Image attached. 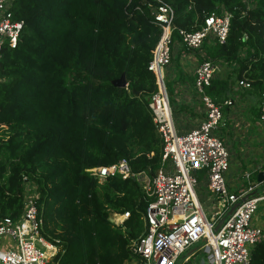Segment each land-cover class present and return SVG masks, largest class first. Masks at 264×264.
<instances>
[{
  "label": "trees",
  "instance_id": "1",
  "mask_svg": "<svg viewBox=\"0 0 264 264\" xmlns=\"http://www.w3.org/2000/svg\"><path fill=\"white\" fill-rule=\"evenodd\" d=\"M147 1L157 2H14L24 26L15 47L5 46L0 56V217L18 216L25 184L35 185L44 234L58 246L53 264H125L130 239L144 229L140 183L118 174L99 180L85 168L120 158L135 171L159 165L160 138L146 99L155 89L147 64L160 27ZM163 1L174 7L176 26L186 29L201 21L202 10L232 12L225 41L201 46L199 60L211 58L228 71L214 73L206 92L222 102L234 79L246 76L250 86L242 91L259 98L264 0H195L191 8L189 0ZM174 37L172 56L179 63L186 49ZM122 73L128 84L114 85ZM197 173L202 179L203 171ZM124 211L129 215L122 222L108 219ZM249 264H264V238Z\"/></svg>",
  "mask_w": 264,
  "mask_h": 264
},
{
  "label": "built area",
  "instance_id": "2",
  "mask_svg": "<svg viewBox=\"0 0 264 264\" xmlns=\"http://www.w3.org/2000/svg\"><path fill=\"white\" fill-rule=\"evenodd\" d=\"M156 1V4L147 1L152 21L160 27V33L147 64L154 74L155 89L147 96L146 107L160 138L159 165L152 172L149 166L135 171L126 158H120L109 164L86 167L85 171L99 180L114 174L131 177L142 187L147 201L142 212L144 229L130 239V264H185L191 258H194L191 264H249L253 246L264 238V227L255 220L264 202V187L257 190L258 181L253 172L258 169L243 172L247 183L239 190H231L227 183L230 154L218 128L222 109L233 104V99L217 102L206 92L216 62L204 58L194 64L193 84L203 104L204 117L187 130H179L174 121L165 83L174 33L187 50L199 49L205 40L222 43L229 32L232 12L202 10L201 21L194 28L186 29L176 26L175 10L170 3ZM14 2L0 0V56L5 46L15 47L24 26V20L14 15ZM194 5L195 0H189L188 7ZM236 85L247 88L250 80L242 76ZM259 120L264 121V90L260 93ZM199 170L203 171L206 190L213 197L215 209L210 217L196 194ZM128 215V211L110 214L116 224ZM222 216L224 219L215 230ZM198 241H201L199 245L184 254ZM57 250L56 243L44 234L36 187L26 183L21 213L16 217H0V264H53ZM200 250L204 254L196 261Z\"/></svg>",
  "mask_w": 264,
  "mask_h": 264
},
{
  "label": "crops",
  "instance_id": "3",
  "mask_svg": "<svg viewBox=\"0 0 264 264\" xmlns=\"http://www.w3.org/2000/svg\"><path fill=\"white\" fill-rule=\"evenodd\" d=\"M190 53H194L195 57L191 56V58H189ZM200 56H205V49L204 48L200 47L199 49H195V50H187L186 49L179 56V63L175 61L176 64H178V68H177V65L176 66L175 65L174 66L168 65L166 67L167 70L175 71L176 73L178 72V76L176 77V85H177V90H178L177 94L178 95L175 96L176 97L175 98V102H176L175 106L176 107H174L175 108L174 114H176L175 116L177 117V119L179 121V123L176 125H177L178 129L181 131L187 130L188 128L198 124V122L204 117L203 104L200 101V97L196 93L192 78L188 77L190 75L189 70L191 67L188 68L189 65H187L188 61H189L190 65H194L196 62L199 61ZM180 73L183 74L182 77H180ZM215 75H219V73H215ZM220 76H221V74H220ZM234 86H238V85H233L232 89L234 88ZM238 87H240V86H238ZM240 88L244 89V87H240ZM227 98H232L233 104L228 105V106L226 105L224 107L225 110H224V115L222 118L223 120L221 122L222 126H220L221 130H223V128H224V130L220 131V132L222 133L223 137L225 135H227V137H232L236 142L238 139H240V135L244 136L243 138H245V136L247 135L249 127L251 126L250 122H251L252 117H251V114H249L245 110V108L243 107L242 109H244V111L240 110L241 111L240 112L241 113L240 122H237V119L235 116V114L237 112H236V108H234L235 100L233 98V94H231ZM241 103H243V102H241ZM246 104L248 107L249 106L248 103H246ZM257 109H258V113H254V114H256L254 116V119L257 121H260L259 120L260 95H259V103H258ZM253 112H254V110H253ZM246 114L248 117L247 116L245 117ZM236 123L238 124L237 126H236ZM238 126L241 127L239 129V132H241V133L238 132ZM262 140H263V138H262ZM224 141H226V140L224 139ZM257 141L254 139L251 142H243V145L241 143H239L238 151L240 152L241 155L243 154V156H244L243 160H240V157L237 156V154H234V158H232V157L230 158L231 159L230 165L234 166L236 169H243L241 172L242 177H243V172L247 171V170L258 169L257 175H258L259 171L264 170V147H263V145L259 146L257 144ZM228 142H230L229 146H231L232 140H229ZM226 145H227V143H226ZM241 146H242V148H240ZM249 147H253L257 150V151H255V154L252 151H248L247 148H249ZM240 149H243L242 150L243 152H241ZM246 153H248V155H246ZM229 154H230V151H229ZM256 154H257V158H256ZM251 160H254V161H251ZM253 174H254V172H253ZM257 175H253V177H255V179L258 181L257 190H261L264 187V179L259 181L257 179ZM226 177H227L226 178L227 183H228L231 190H235V191L239 190L243 186H245V184H246V182L242 183L241 179L239 180V182H237V179H238L237 176H236V179L233 180L232 178H230L227 175V172H226ZM205 187H206V185H205ZM196 194H197V191H196ZM206 195H208L210 197L211 208L214 210L215 207H214V204L212 202L213 197L208 192V190H206ZM197 197H198V194H197ZM235 206H236V203L231 205L230 209L232 207H235ZM262 209H263L262 214L259 213V211H258V216L255 217V220L258 224H260L264 227V205L262 206ZM200 257H201V255H200Z\"/></svg>",
  "mask_w": 264,
  "mask_h": 264
},
{
  "label": "rangeland",
  "instance_id": "4",
  "mask_svg": "<svg viewBox=\"0 0 264 264\" xmlns=\"http://www.w3.org/2000/svg\"><path fill=\"white\" fill-rule=\"evenodd\" d=\"M179 43H180V41H179ZM181 44V43H180ZM191 56H193V57H195V54L194 53H190V56H189V58H191ZM175 59V58H174ZM173 59V56H172V58H171V62H170V64H169V66H176V65H178V64H176V62H175V60ZM194 64V63H193ZM190 65V64H189ZM224 65V64H223ZM223 65H221V64H219V63H216V70H215V73H217V72H222L223 73V75H226L227 73H228V71H227V68L225 67V66H223ZM165 83H166V87H167V90H168V92H169V100H170V104H171V106H172V109H173V117H174V121H175V123L176 124H178L179 123V121H178V119H177V117L175 116L176 114H174V111H175V108L174 107H176L175 106V104H176V102H175V96L176 95H178L177 94V92H178V90H177V85H176V77L178 76V72L176 73L175 71H170V70H167V68H166V70H165ZM232 75V77H234V75L233 74H231ZM238 79V78H237ZM237 79L235 78L234 79V81H233V84H234V82H235V84L234 85H236V81H237ZM233 87V86H232ZM197 93V95L199 96V93L198 92H196ZM246 92H244V91H242V89L240 88V87H238V86H234V88H233V90H232V93L231 94H233V98H234V100H235V105H234V108H236V114H235V116H236V119H237V122H240V117H241V111H244V109H242L243 107L245 108V110L249 113V114H251V126L249 127V130H248V132H247V135L245 136V138H243L244 136H242V135H240V139H238L236 142H235V140L232 138V137H227V135H225L224 137H223V135H222V133L220 132V131H223L224 130V128H223V130H221V127L220 126H222L221 125V123L219 124V128H218V132L222 135V137H223V139H225L226 141V143H227V148H228V150L230 151V158L232 157V158H234V154H237V156H239L240 157V160H243V158H244V156H243V154L241 155L240 154V152L238 151V149H239V143H241L242 145H243V142H251L252 140H258L257 141V144L259 145V146H262L263 145V147H264V121H257V120H255L254 119V116L256 115V114H254V112H253V108H256L257 109V107H258V103H259V98H257V97H254L253 95L250 97V95H248V94H245ZM245 94V95H244ZM239 101V102H238ZM241 102H243V103H241ZM248 103V107H247V104L246 103ZM223 110V115H224V110H225V108H223L222 109ZM241 110V111H240ZM247 116V114L245 115V117ZM248 117V116H247ZM223 118V117H222ZM223 120V119H222ZM243 120V119H242ZM222 122V121H221ZM238 124L236 123V126H237ZM241 127H239L238 126V132H239V129H240ZM239 133H241V132H239ZM233 135V134H232ZM262 138H263V140H262ZM229 140H232V144H231V146H229V144H230V142H228ZM261 140V141H260ZM225 143V144H226ZM246 145V144H245ZM240 148H242V146L240 147ZM248 149V151H252L254 154H255V151H257L255 148H253V147H249V148H247ZM243 149H240V151L241 152H243L242 151ZM251 152V153H252ZM246 155H248V153H246ZM253 156V155H252ZM256 158H257V154H256ZM229 161H231V159L229 160ZM251 161H254V160H251ZM240 163V162H239ZM242 170L243 169H236L234 166H232V165H230L229 166V169H228V171H227V175L230 177V178H232L233 180H235L236 179V176H237V182H239V180L241 179V181H242V183H247V180H246V178L243 176H241V172H242ZM197 175H198V178L200 179V174H198L197 173ZM227 178V177H226ZM198 179V184H197V186H196V191H197V194H198V198H199V200H200V202H201V204H202V207H203V209L205 210V212H206V214H207V216L208 217H210V214H211V212H212V208H211V203H210V197L208 196V195H206V187H205V184H204V181H203V175H202V179H200L199 180ZM264 205V203L262 202L261 204H260V206H259V213H261L262 214V211H263V209H262V206ZM113 215V214H112ZM257 216H258V212H257V214H256ZM112 217V216H111ZM201 243V241H198V242H196V243H194V244H192L191 246H190V248L184 253V254H186L189 250H191L192 248H194L195 246H197V245H199ZM200 254H204V252L202 251V250H200L197 254H196V261H198V256L200 255ZM194 261V258H191V260L188 262V263H185V264H191L192 262ZM125 264H130L129 263V260L128 261H126V263Z\"/></svg>",
  "mask_w": 264,
  "mask_h": 264
},
{
  "label": "water",
  "instance_id": "5",
  "mask_svg": "<svg viewBox=\"0 0 264 264\" xmlns=\"http://www.w3.org/2000/svg\"><path fill=\"white\" fill-rule=\"evenodd\" d=\"M112 83H113L114 85H117V86H125V85L127 84V80H126V78H125L124 73H122L121 76H120L119 78L114 79V80L112 81ZM136 93L138 94V91H136ZM257 179H258L259 181H261V180L264 179V170L258 172ZM233 208H234V207H232V208L229 210V212H231ZM108 219H109L110 221H112V217H111V216H109ZM223 219H224V216H222V217L219 219V221L217 222V224H216L215 227H214L215 230L218 229V227L220 226V224H221V222L223 221Z\"/></svg>",
  "mask_w": 264,
  "mask_h": 264
}]
</instances>
